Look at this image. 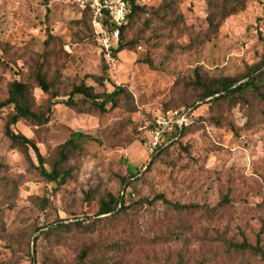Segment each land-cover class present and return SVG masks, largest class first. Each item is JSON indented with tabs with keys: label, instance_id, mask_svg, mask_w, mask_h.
<instances>
[{
	"label": "rangeland",
	"instance_id": "374dc122",
	"mask_svg": "<svg viewBox=\"0 0 264 264\" xmlns=\"http://www.w3.org/2000/svg\"><path fill=\"white\" fill-rule=\"evenodd\" d=\"M134 1L142 10L113 56L120 35L82 0H0V101L19 80L45 110L39 66L57 94L47 122L21 119L12 130L47 166L73 132L90 136L70 160L72 178L58 184L39 175L31 147L27 157L10 144L11 106L1 109L0 264H264L233 246L258 240L264 255V0ZM196 72L258 88L199 100ZM80 82L125 91L99 113L80 96L65 103ZM175 109L185 128L153 146L155 119ZM109 193L123 195L125 209L96 215ZM158 194L197 207L175 209Z\"/></svg>",
	"mask_w": 264,
	"mask_h": 264
},
{
	"label": "trees",
	"instance_id": "16d2710c",
	"mask_svg": "<svg viewBox=\"0 0 264 264\" xmlns=\"http://www.w3.org/2000/svg\"><path fill=\"white\" fill-rule=\"evenodd\" d=\"M223 1L228 2L230 0ZM131 2L132 12L128 17L127 22L119 26L118 28L121 41L118 43L117 48L113 50V56L125 48V42H123V39L125 37L126 32L130 28L131 19L138 11L140 12V10H142V7L136 4L134 0H131ZM212 20L213 18L212 16H210V25H213ZM253 71H255V69ZM195 76L196 83L200 86L202 90L201 95L199 96V100L210 98L208 101H211L214 99L211 97L216 94L221 93L223 95H230L234 94L235 92H240L249 86L253 87L254 90H257L258 88L253 80L245 81L236 85L238 80L235 78L218 76L203 79L200 75H198L197 72L195 73ZM34 79L37 83V86L45 94L50 95V100L48 101L45 110L40 111L35 110L33 108L32 91L26 82L19 80L12 81L8 86L5 99L0 101V112L3 107L11 106V110L7 114L4 123V135L11 145L20 147L27 157H29L28 147H31L34 150L38 159V166L36 167V169L40 176L58 184L64 183L67 180L71 179L73 176L74 166L70 164V160L73 159L75 154L80 152L78 144L79 141L81 139L90 138V136L87 134H83L79 131L73 132L68 140L58 146L57 156L55 160L51 162L49 166H47L43 156L39 153L37 147L32 142V140L24 136L23 134L15 133L11 128L17 121L21 119L32 122L33 124L37 125L43 124L49 119V116L52 112L51 105L53 103L51 102V99L52 97L57 96V94L53 90L52 83L46 79L41 66L36 69ZM124 91L125 89L123 86L117 85L114 86V89L112 91L99 94L94 92L92 86L86 85L84 82H80L71 86L69 92L67 93L68 98L65 103L67 105H72L73 107H75L77 105V101L73 100V97L80 96L83 100H86L88 103H90V105L95 111L99 113H104L107 112L109 109L116 107V104L120 96L124 93ZM107 105H109V108H107ZM175 110H178L180 113H185L184 110L181 109ZM185 126L182 125L181 127H179L177 124H172L167 130L171 131L168 138L172 139L175 136L181 134ZM125 183L127 184V187L132 185V182L129 181H125ZM89 193L90 192H87L86 196H88ZM156 198L175 209H189L197 207V205L195 204L172 203L167 200L162 194L156 195ZM43 202H45V200H43ZM125 207V197L123 195L118 194L114 196L113 194L109 193L106 195L105 199L100 200L96 215L114 214L118 211H121L118 208L124 210ZM71 224H73L74 226H81L82 222L76 221ZM56 227L69 228V224H63L61 222ZM56 227L52 226L49 230H52ZM233 246L241 250H251L256 254L261 255L264 259V255L262 253V249L259 245L258 240L255 245H251L246 241H243L238 244H233Z\"/></svg>",
	"mask_w": 264,
	"mask_h": 264
},
{
	"label": "built area",
	"instance_id": "2783aa9c",
	"mask_svg": "<svg viewBox=\"0 0 264 264\" xmlns=\"http://www.w3.org/2000/svg\"><path fill=\"white\" fill-rule=\"evenodd\" d=\"M82 3L89 6L95 17L100 18V20L103 17L108 18L110 22L108 31L114 38L119 37V26L127 22L132 12L131 0H82ZM172 124H177L179 127L187 124L185 113H180L178 110H167L155 119L152 130L153 146L162 139Z\"/></svg>",
	"mask_w": 264,
	"mask_h": 264
}]
</instances>
